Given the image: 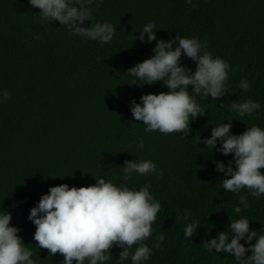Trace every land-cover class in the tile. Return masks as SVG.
Wrapping results in <instances>:
<instances>
[{
  "label": "trees",
  "instance_id": "16d2710c",
  "mask_svg": "<svg viewBox=\"0 0 264 264\" xmlns=\"http://www.w3.org/2000/svg\"><path fill=\"white\" fill-rule=\"evenodd\" d=\"M193 4L94 0L93 22L109 21L116 31L109 43H100L70 34L58 21L41 23L36 16L39 9L28 0H0V89L10 93L0 101V208L11 213L10 225L20 229L17 235L32 249L37 264H62L63 259L59 252L37 248L33 240L35 225L28 213L40 195L60 183L93 184V175L122 183L126 160L151 159L160 170V175L133 174L128 181L130 187L150 185L161 204L152 234L144 241L152 252L143 264H237L229 254L209 251L201 242L220 230L230 231L229 219L241 215L250 220V229L264 225V194L253 197L242 188L248 207L237 214L233 207L241 193L222 188L224 174L215 171L213 158L227 162L232 154L211 152L196 141L197 135L209 136L212 126L229 118L232 133L253 123L264 127V0H193ZM149 21L160 39L198 36L231 68L222 96H196L206 111L189 121V131L183 135L146 133L143 122L133 120L129 110L131 98L139 103L141 93L168 90L162 81L131 84L132 78L124 74L153 54L155 40L141 43L131 38ZM180 62L195 67L183 53ZM242 78L249 82L247 90L239 87ZM246 98L259 101L260 108L245 116L229 110L231 101ZM138 140L143 148L137 147ZM54 175L64 176L47 177ZM185 209L191 212L189 219L201 225L183 239ZM160 233L165 238L155 247ZM120 250L114 245L111 257L98 264H131L130 258L117 260Z\"/></svg>",
  "mask_w": 264,
  "mask_h": 264
},
{
  "label": "clouds",
  "instance_id": "9594fccd",
  "mask_svg": "<svg viewBox=\"0 0 264 264\" xmlns=\"http://www.w3.org/2000/svg\"><path fill=\"white\" fill-rule=\"evenodd\" d=\"M28 3L39 9L36 16L41 23L58 21L67 32L82 39L109 43L116 32L109 21L93 22L94 0H28ZM184 3L195 7L193 0ZM86 20L91 23L86 25ZM154 29V22L149 21L138 30V36L132 34L131 38L141 43L155 40V45L151 56L136 62L124 74L132 78L131 84L162 81L168 90L141 93L139 103L131 98L129 110L133 120L143 122L146 133L158 130L183 135L189 131L191 119L205 114L206 109L196 96L213 99L222 96L231 68L226 59L207 49L198 36L176 34L165 40L157 38ZM182 53L195 62L194 69L180 62ZM239 87L247 90L248 80L242 78ZM9 95L7 89H0V101ZM227 106L237 115L245 116L259 109L260 103L246 98L233 100ZM226 120L229 122L212 126L209 136L197 135L196 141H202L211 152L232 154L227 162L213 158L215 171L224 174L221 178L224 190L241 193L242 188H247L248 195L259 197L264 194V172L260 171L264 168V127L253 123L240 133H232L231 118ZM143 146V141L138 140L137 147ZM152 173L160 175L154 161L132 159L121 167L123 182L119 184L103 175H93L95 183L87 186L67 183L49 186L28 213V219L35 225L33 240L37 248H46L52 254L59 252L62 264H84L85 260L87 264H98L111 257L109 249L115 245L121 249L117 260L130 258L131 264H143L152 252V247L144 241L152 234V222L161 204L150 191V185L130 187L128 181L133 174ZM238 199L239 203L233 207L237 214L241 208L248 207L247 195L241 193ZM190 216V210L185 209L183 239L190 238L201 225L190 220ZM10 219L11 213L0 208V264H37L32 249L22 242L17 235L20 229L10 225ZM249 221L242 215L229 219L230 231L220 230L201 243L209 251L229 254L237 264H264V225L259 230L250 229ZM164 238L163 233L158 234L154 246L160 247L159 242Z\"/></svg>",
  "mask_w": 264,
  "mask_h": 264
}]
</instances>
